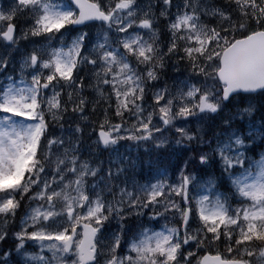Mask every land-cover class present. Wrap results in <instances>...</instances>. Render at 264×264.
<instances>
[{
  "label": "snow or ice",
  "instance_id": "snow-or-ice-1",
  "mask_svg": "<svg viewBox=\"0 0 264 264\" xmlns=\"http://www.w3.org/2000/svg\"><path fill=\"white\" fill-rule=\"evenodd\" d=\"M0 264H264V0H0Z\"/></svg>",
  "mask_w": 264,
  "mask_h": 264
},
{
  "label": "trees",
  "instance_id": "trees-1",
  "mask_svg": "<svg viewBox=\"0 0 264 264\" xmlns=\"http://www.w3.org/2000/svg\"><path fill=\"white\" fill-rule=\"evenodd\" d=\"M169 75L171 76V70H169Z\"/></svg>",
  "mask_w": 264,
  "mask_h": 264
}]
</instances>
